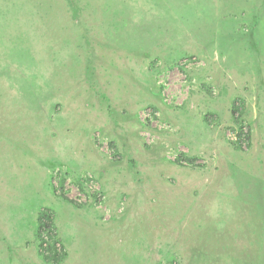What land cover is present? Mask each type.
Returning <instances> with one entry per match:
<instances>
[{"label": "rangeland", "instance_id": "obj_1", "mask_svg": "<svg viewBox=\"0 0 264 264\" xmlns=\"http://www.w3.org/2000/svg\"><path fill=\"white\" fill-rule=\"evenodd\" d=\"M74 1L0 0V264H264V13Z\"/></svg>", "mask_w": 264, "mask_h": 264}, {"label": "trees", "instance_id": "obj_2", "mask_svg": "<svg viewBox=\"0 0 264 264\" xmlns=\"http://www.w3.org/2000/svg\"><path fill=\"white\" fill-rule=\"evenodd\" d=\"M70 2L74 5L75 1L70 0ZM242 128L238 132L239 138L242 137ZM246 137L249 138V133H245ZM38 236L40 239V251L44 255L47 260H56L59 261L58 258H55V245H56V232L53 224V213L52 210L43 209L39 214V227H38ZM47 236L48 240L45 238ZM260 239L256 240L258 244H261ZM260 247V246H258ZM261 248V247H260ZM262 250V249H261ZM263 251V250H262ZM260 251V252H262Z\"/></svg>", "mask_w": 264, "mask_h": 264}, {"label": "crops", "instance_id": "obj_3", "mask_svg": "<svg viewBox=\"0 0 264 264\" xmlns=\"http://www.w3.org/2000/svg\"><path fill=\"white\" fill-rule=\"evenodd\" d=\"M263 6H264V0H253L251 5V7L255 8V12L258 13H264V11H262V9L264 10ZM259 239L261 244H258V242L256 241L257 246L264 247V232L262 233Z\"/></svg>", "mask_w": 264, "mask_h": 264}]
</instances>
